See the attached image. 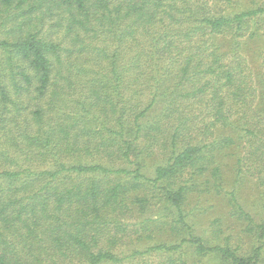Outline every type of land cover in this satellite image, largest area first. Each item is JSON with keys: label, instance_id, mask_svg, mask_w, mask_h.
Listing matches in <instances>:
<instances>
[{"label": "trees", "instance_id": "16d2710c", "mask_svg": "<svg viewBox=\"0 0 264 264\" xmlns=\"http://www.w3.org/2000/svg\"><path fill=\"white\" fill-rule=\"evenodd\" d=\"M229 5L0 0V264H264V0ZM213 194L247 252L187 220ZM153 202L172 220L148 245L128 228Z\"/></svg>", "mask_w": 264, "mask_h": 264}, {"label": "rangeland", "instance_id": "374dc122", "mask_svg": "<svg viewBox=\"0 0 264 264\" xmlns=\"http://www.w3.org/2000/svg\"><path fill=\"white\" fill-rule=\"evenodd\" d=\"M262 0H230L229 7L235 10H242L245 7L253 6L256 2ZM245 48V54L251 56L256 48L254 45H248ZM256 63H254V66ZM235 161V157L224 159L228 163L224 168V190L235 187L239 203L247 205L253 211H258V189L254 182L243 181L233 185L235 177L233 170L230 168ZM152 201V200H151ZM186 207L189 220L195 228V233L200 235L207 245H229L232 248L238 247V253L247 252L252 246L254 240L242 233L243 225L236 218L233 207L229 205L225 194L212 195V197L203 196L200 200H194ZM151 203V202H150ZM153 202L142 209L138 210L135 206L131 209L134 218L130 221L132 226L128 228L133 237L141 236L142 242L151 245L157 238H162L165 231V223L169 225L172 216L163 204ZM258 218V216H257ZM169 233H175L171 228H167ZM161 234V235H160ZM165 239H167L164 236ZM250 240V241H249ZM211 264V263H205Z\"/></svg>", "mask_w": 264, "mask_h": 264}]
</instances>
